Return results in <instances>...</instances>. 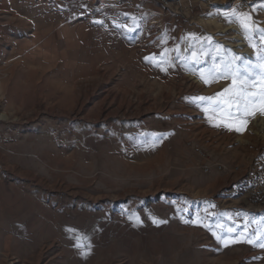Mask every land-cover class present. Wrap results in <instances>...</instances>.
Here are the masks:
<instances>
[{"label":"rangeland","instance_id":"1","mask_svg":"<svg viewBox=\"0 0 264 264\" xmlns=\"http://www.w3.org/2000/svg\"><path fill=\"white\" fill-rule=\"evenodd\" d=\"M262 32L264 0H0V264H264V113L193 99Z\"/></svg>","mask_w":264,"mask_h":264},{"label":"snow or ice","instance_id":"2","mask_svg":"<svg viewBox=\"0 0 264 264\" xmlns=\"http://www.w3.org/2000/svg\"><path fill=\"white\" fill-rule=\"evenodd\" d=\"M250 17L240 19L241 26L245 29L246 32L251 34L253 31V25L248 23ZM131 30V29H129ZM262 38H264V32H262ZM220 46H218L219 48ZM195 56V52H193ZM149 59V58H146ZM151 59H155L153 56ZM163 59V58H162ZM238 59L233 57V60ZM223 71L219 73H213V79L217 76H223L224 78H231L233 86L225 88L223 92L217 93L214 97H196L194 100L198 101H218L216 108H222L226 113L228 118L235 117L236 123L234 125H228L229 127H235L236 131H243L244 126L246 125L245 117L254 115L256 111L264 113V58H261V63L257 65H252L251 62L245 64L243 72L240 67L234 66L232 62H222ZM159 66V65H158ZM259 68L260 71L256 72L255 69ZM202 74V79H203ZM259 79L260 90L258 92L252 91L256 87V81ZM205 83H209L205 79ZM227 94V95H226ZM222 98V99H221ZM208 109H205L207 111ZM234 110V111H233ZM159 223V221H154ZM186 223L188 221H185ZM195 222V221H193ZM255 222V221H254ZM208 227V225H204ZM234 227H239L233 225ZM218 227H221L218 225ZM247 228V225L244 226ZM260 229L264 230V217L260 218ZM211 230V229H210ZM232 231V228L227 229V232L224 236L217 235V239L225 244L229 243L227 239V234ZM213 235H216V232H213ZM238 236H243V230L237 233ZM231 242H236L235 240ZM246 242L255 243L254 240L248 239ZM257 246L264 247V240L260 241Z\"/></svg>","mask_w":264,"mask_h":264}]
</instances>
